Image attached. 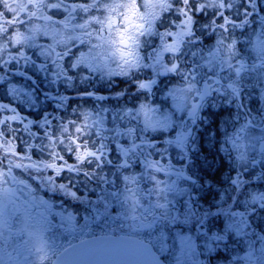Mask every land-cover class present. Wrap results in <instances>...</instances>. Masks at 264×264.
Masks as SVG:
<instances>
[{
	"label": "snow or ice",
	"instance_id": "obj_1",
	"mask_svg": "<svg viewBox=\"0 0 264 264\" xmlns=\"http://www.w3.org/2000/svg\"><path fill=\"white\" fill-rule=\"evenodd\" d=\"M261 3L264 0H145L144 11L141 12L138 0H111V3L105 0H32L27 5L32 13L31 20L40 18L44 21L43 35L50 37L52 43L39 52L33 51V60L22 49L25 45L30 49L37 47L30 41L35 39L37 31H41L40 27L31 29V37L17 32L15 47L11 39L14 27L0 33V41L5 42L0 44V81L3 82L0 86L4 87L5 96L16 98L24 94L30 104L35 96L37 104L32 106L40 110L24 114L23 109L0 101V164L14 157L17 168L23 166L21 162L24 160L29 161L32 168H43L50 173L49 183L78 205L88 197L96 196L94 189L87 188L85 180L88 183L96 179L105 182L107 174L100 173L107 168L116 170L113 183L135 184L138 182L136 175H120L121 171L134 168L137 173H142L141 179L148 176L152 184L160 186L157 189L161 193L160 200L166 201V204L157 203L156 210L161 212L164 209L161 215L165 216L171 215L167 209L177 213L178 219L173 226L179 227L182 235L187 233L185 239L189 250L192 234L199 228L201 235L195 237L196 246L202 253L207 252L208 264H212L213 259L224 257L217 245L223 244L226 248L229 242L242 240L252 227V216L245 220V205L264 212V172L257 176L254 155L250 158L239 143L251 121L246 120L239 128H234L231 135L228 133L229 121L235 123L244 112L243 92L234 82L221 83L218 80L219 87L206 82H192L190 74L186 77L182 71L179 57L185 39L197 36V25L204 17L208 20L201 26L212 29L208 38L212 39L219 30L221 38L216 41L217 45L226 50L234 48V43L225 44L227 38L223 34L231 35L233 29L245 27L250 23L248 17L255 16L257 9L264 13V7L259 6ZM157 7L175 13L172 30L156 33ZM229 11H236L237 15L230 17ZM6 16L11 19L10 13ZM30 22L21 23L20 28ZM102 26L103 36L100 35ZM145 33L157 34L162 43L153 57V63L143 67L152 68L157 76L164 78L179 76L187 84L180 91L191 95L194 102L181 116L183 123L169 127L166 121L158 127L146 121L141 129L123 125L109 128L108 131L114 133L111 143L105 142L110 138L104 134L103 120L93 119L91 112L80 115L83 121L80 127H77L78 121H69L67 125L53 129L55 121L49 118L48 109L56 112L71 108L77 101L74 97L93 99V93L84 86L90 80V74L97 70L91 42L98 37L102 43H97L95 47H115L127 64L119 75L127 76L128 69L141 67V57L136 54V49L140 44L139 37ZM124 53L132 59H126ZM21 60L27 64L25 72L13 74L11 70ZM25 73H31L41 88L46 81L51 92L48 89L40 92L37 88L35 94L31 91L24 93L22 88L10 83V80L19 82L27 79ZM108 74L114 75L111 71ZM157 83L156 79H148L134 87L148 95ZM69 90L77 95H68ZM41 95L47 101L46 106L39 105ZM218 95H222L227 103H213ZM259 103L258 99H249L248 110H255ZM147 108L148 105L141 104L138 108L126 109L125 118L132 124L135 122L133 117ZM72 110L75 112L74 108ZM261 150L264 152V148ZM42 153L47 154L46 159L41 158ZM259 165L264 169V160L259 161ZM5 167L11 171L10 164ZM250 186L259 191L248 193ZM238 192L240 195L236 196ZM245 194L249 199H243ZM169 197L172 199L169 200ZM60 217L68 226L76 220L67 209L60 213ZM51 227L44 220V226L36 237L40 244L44 242V233ZM255 227L261 229L260 224ZM82 235L91 239H81L79 244H69L68 248H64L59 253L60 264H69V261L71 264H129L121 241L114 238L115 233L111 236L92 232ZM153 264H162V261L153 258Z\"/></svg>",
	"mask_w": 264,
	"mask_h": 264
},
{
	"label": "flooded vegetation",
	"instance_id": "obj_2",
	"mask_svg": "<svg viewBox=\"0 0 264 264\" xmlns=\"http://www.w3.org/2000/svg\"><path fill=\"white\" fill-rule=\"evenodd\" d=\"M30 2L32 0H0V33L5 32L8 27H14L15 31L11 39L15 47L17 32H23L31 37L33 35L31 29L40 27L41 31H37L35 39L30 41L37 47L30 49L25 45L22 49L26 55L35 60L32 55L33 51L39 52L41 49H46L52 40L43 35V20L40 18L31 20L32 13L27 8ZM105 2L111 3V0H105ZM138 2L139 10L143 12L145 0H138ZM259 6L264 7V3ZM155 12L158 14L156 33L172 30L171 22L175 19V13L162 11L159 7L155 9ZM6 13L11 14L10 20L7 19ZM97 15L100 14L97 13ZM228 15L236 16L237 13L229 11ZM240 16H243L242 9ZM248 19L250 23L245 27L233 29L231 35L223 34L227 38L225 44L234 43L235 45L234 48L226 50L216 43L221 38L219 30L212 39L208 38L212 29L211 27L205 29L201 26L208 20V17L202 18L196 28L197 36L185 39L179 62L183 65L182 71L185 76L190 74L192 82L197 84L206 82L215 87L220 86L216 83L218 80L221 83L234 82L243 92L244 112L235 123L229 121L227 129L231 135L234 128H239L246 120L251 121L250 127L242 134L239 143L250 158L254 155L257 161L256 173L260 176L264 172L259 165V161L264 160V152L261 150L264 148V43H262L264 42V13H260L257 9V14ZM25 21L31 22L25 23L24 28L21 29L20 24ZM113 23H116L115 19ZM100 35H105L103 26ZM139 39L140 44L136 49V54L141 57V67L128 69L127 76L119 75L122 69L127 68V64L115 47L110 48L107 45L95 47L97 43H102L98 37L91 42L94 45L93 52L96 57L97 70L90 74V80L84 86L93 93V99L84 100L74 97L77 101L71 108L56 112L48 109L49 118L55 121L53 129L62 124L67 125L69 121H78L77 127H80L83 123L80 115L84 112H91L93 119L103 120L104 134L110 138L105 142L111 143L114 133L109 132V128L123 125L141 129L146 121L158 127L166 121L169 127L172 124L183 123L181 116L194 102L191 95L180 91L186 88L187 84L179 76L175 79L164 78L157 76L152 68L143 67L145 64L153 63V57L160 49L162 41L155 33H145ZM3 43L5 42L0 41V44ZM84 50L87 51V49ZM124 57L128 60L132 59L127 53H124ZM26 67L27 64L21 60L11 71L13 74L24 73ZM109 71L114 75L109 76ZM25 75L27 79L19 82L10 80V83L22 88L24 93L31 91L35 94L37 88H40V92H44L45 89L51 92L46 81L41 88L31 73H25ZM148 79H156L158 83L151 94L145 95L134 85ZM161 80L163 82H159ZM2 83L0 81V85ZM119 93L123 95H118ZM67 94L77 95L71 90ZM251 98L260 100L259 105L253 111H249L247 106V101ZM0 101L8 102L10 107L23 109L24 114L40 110L32 106L37 104L35 96L31 104L24 94L10 98L5 96L2 86H0ZM213 103L220 105L227 102L224 101L222 95H218ZM239 103L240 100L237 99V104ZM46 104L45 97L41 95L39 105L46 106ZM141 104L148 105V108L134 116L135 122L129 124V120L125 118V110L138 108ZM41 158L46 159L47 154L42 153ZM112 159L116 161L115 156ZM16 163L14 157H9L4 164H0V264H49L64 248L69 247V244L73 245L81 239L90 237L82 235V233L89 232L97 235L115 233L137 237L149 243L165 264H208L207 252L202 253L196 246L195 237L199 238L201 235L199 228L192 234L189 250L185 239L187 233L182 235L181 229L173 226L178 219L177 213L172 209H167L171 215L165 216L161 215L164 209H161V212L156 210L157 203L166 204V201L160 200L161 193L157 190L160 186L152 184L148 176L141 179L142 173H137L134 168L128 169L127 172L121 171L120 175H136L138 182L135 184H125L121 181L113 183L117 174L116 170L107 168L100 173V175L107 174L105 182L96 179L88 183L85 180L87 188L94 189L96 196L88 197L78 205L75 201L68 200L53 183H49L50 173L48 171L43 168L39 170L32 168L27 160L21 162L23 166L20 168L15 167ZM9 164L11 165L10 172L5 167ZM164 179L167 180V177ZM126 188L130 191H126ZM256 191L259 189L252 186L248 188V193ZM229 194L232 193L229 192ZM235 195L239 196L240 193ZM243 199L247 200L249 196L245 194ZM88 200L92 202L89 203ZM176 208H179V205H176ZM245 208V220L248 216H252L250 222L252 227L248 234L242 240L229 242L226 248L223 244L217 245V248L224 253V257L213 259L212 264H264V231H262L264 212L258 208L253 209L248 204ZM64 209L76 217L72 226L61 221L60 213ZM253 212H255L254 216ZM83 217L86 219L84 220ZM44 220L52 227L44 233V242L40 244L36 237L44 226ZM256 224H260L261 229L256 228ZM56 229L59 230L56 231ZM52 232L55 233L54 236L50 235Z\"/></svg>",
	"mask_w": 264,
	"mask_h": 264
},
{
	"label": "water",
	"instance_id": "obj_3",
	"mask_svg": "<svg viewBox=\"0 0 264 264\" xmlns=\"http://www.w3.org/2000/svg\"><path fill=\"white\" fill-rule=\"evenodd\" d=\"M107 235L111 236L112 234ZM114 238L121 241L124 254L126 256V259L129 261V264H153V258H155L156 260H161L155 250L148 243L139 238L123 234L115 235ZM85 239H91V237ZM79 242L80 241L76 242L73 245H77L79 244ZM52 262L53 264H60L59 254ZM69 264H71V261H69ZM162 264H164L163 261Z\"/></svg>",
	"mask_w": 264,
	"mask_h": 264
}]
</instances>
